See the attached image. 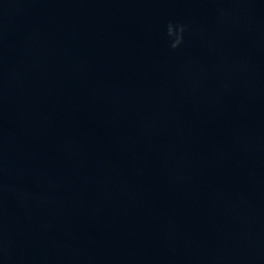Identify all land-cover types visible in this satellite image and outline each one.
Instances as JSON below:
<instances>
[{
	"label": "water",
	"instance_id": "95a60500",
	"mask_svg": "<svg viewBox=\"0 0 264 264\" xmlns=\"http://www.w3.org/2000/svg\"><path fill=\"white\" fill-rule=\"evenodd\" d=\"M0 264H264V0H0Z\"/></svg>",
	"mask_w": 264,
	"mask_h": 264
},
{
	"label": "clouds",
	"instance_id": "9594fccd",
	"mask_svg": "<svg viewBox=\"0 0 264 264\" xmlns=\"http://www.w3.org/2000/svg\"><path fill=\"white\" fill-rule=\"evenodd\" d=\"M187 30V25H183V24H172L170 23L168 25V35L170 37H175L174 41L171 43L170 47L172 49H176L178 48L182 42H183V38H184V33Z\"/></svg>",
	"mask_w": 264,
	"mask_h": 264
}]
</instances>
